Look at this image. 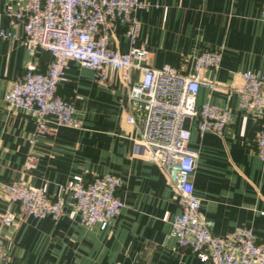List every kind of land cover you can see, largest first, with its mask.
Here are the masks:
<instances>
[{
  "label": "crops",
  "instance_id": "0c3cea01",
  "mask_svg": "<svg viewBox=\"0 0 264 264\" xmlns=\"http://www.w3.org/2000/svg\"><path fill=\"white\" fill-rule=\"evenodd\" d=\"M144 1L148 6L135 11L140 20L138 44L146 41L152 66L168 64L192 74L195 52L221 48L218 69L201 73L221 86L209 90L201 85L197 100L229 107L233 120L218 134L200 133L191 119H185L191 129L189 146L197 152L194 190L214 234L249 226L263 235L264 160L255 152V136L264 108L258 112L240 107L237 93L227 88L241 82L242 70L264 74L261 0ZM6 6V0H0V29L22 34L21 23L5 14ZM110 46L122 52L130 47L117 23ZM51 60L49 50L32 54L19 38L0 35V215L15 210L4 199L2 185L21 177L50 195L64 196L58 218L23 215L10 225L0 223L3 250L12 264H215L177 244L171 220L180 211V194L162 165L133 153L139 129L126 120L132 109L129 83L121 71L106 69V87L92 69L69 60L57 92L73 102L80 126L56 125L51 133L31 141L34 117L22 108L7 107L4 93L26 65L44 70ZM140 76V71L130 70V81ZM29 155L32 166L27 163ZM106 171L121 179L117 194L123 206L104 226L85 224L70 191L63 188Z\"/></svg>",
  "mask_w": 264,
  "mask_h": 264
},
{
  "label": "built area",
  "instance_id": "2783aa9c",
  "mask_svg": "<svg viewBox=\"0 0 264 264\" xmlns=\"http://www.w3.org/2000/svg\"><path fill=\"white\" fill-rule=\"evenodd\" d=\"M5 14L20 22L18 35L0 29L1 36L17 37L28 51L49 50L52 60L40 70L26 65L4 93L9 108H22L34 117L36 127L31 141L51 133L56 125L80 126L71 100L57 92L69 60L93 70L94 77L106 87V69L122 72L128 81V97L132 112L126 120L135 124L139 134L134 139L133 153L156 161L165 169L180 194V211L172 220V231L179 247L191 249L201 260L215 264H264V234L257 235L249 226H237L223 235L212 232V221L200 211V197L195 193L192 175L197 152L189 146V118L200 132L222 134L233 120L227 106L208 100H197L201 85L212 90L221 83L201 76L203 70H216L221 61V48H203L192 57L194 73L178 71L168 64L152 66L147 62L146 41L138 44L140 20L136 9L147 7L144 0H6ZM264 21V0L260 3ZM123 26L129 39L127 51L110 46L114 24ZM131 69L140 71L137 81H130ZM241 82L227 88L238 96L240 107L262 111L264 108V74L252 69L239 72ZM255 152L264 160V118L258 120ZM29 166L34 165L32 155ZM119 176L111 172L94 175L88 182L77 180L65 185L70 191L75 211L85 224L104 226L119 212L123 200L117 194ZM4 199L15 205L0 215L2 225H10L23 215L58 218L63 214L62 193L50 195L43 186H33L25 178L2 185ZM0 264H12L3 250L0 236ZM115 264H119L118 262Z\"/></svg>",
  "mask_w": 264,
  "mask_h": 264
}]
</instances>
